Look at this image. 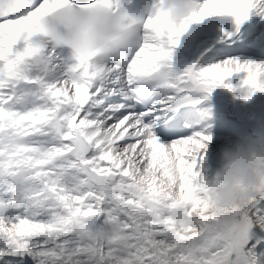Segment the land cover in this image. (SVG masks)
Instances as JSON below:
<instances>
[{"label":"snow or ice","instance_id":"snow-or-ice-1","mask_svg":"<svg viewBox=\"0 0 264 264\" xmlns=\"http://www.w3.org/2000/svg\"><path fill=\"white\" fill-rule=\"evenodd\" d=\"M258 5L264 10V0H204L181 29L157 13L134 36L140 22L117 15L119 0H0V264H240L247 217L209 211L219 178L209 185L202 176V154L213 137H184L173 122L166 139L182 138L165 145L153 129L165 111L199 103L198 93L232 91L225 81L235 74L246 73L249 93L264 92V65L205 60L176 71L167 94L150 88L160 99L147 109L127 105L160 59L174 68L173 50L191 25L231 16L238 30ZM98 6L116 13L128 45L103 64L37 24L61 7Z\"/></svg>","mask_w":264,"mask_h":264},{"label":"clouds","instance_id":"clouds-1","mask_svg":"<svg viewBox=\"0 0 264 264\" xmlns=\"http://www.w3.org/2000/svg\"><path fill=\"white\" fill-rule=\"evenodd\" d=\"M196 11L195 0H155L145 8L149 16L163 14L167 24L177 29L188 23ZM37 24L58 43L92 54L99 64L120 58L128 46L126 32L117 27L116 13L104 6L92 10L61 7L38 19ZM38 63L45 67L43 60ZM157 63V71L146 78L145 84L167 94L176 82V70L166 59ZM218 178L217 186L207 194L209 211L215 214L246 209L264 189V149L237 144L223 150Z\"/></svg>","mask_w":264,"mask_h":264},{"label":"bare ground","instance_id":"bare-ground-1","mask_svg":"<svg viewBox=\"0 0 264 264\" xmlns=\"http://www.w3.org/2000/svg\"><path fill=\"white\" fill-rule=\"evenodd\" d=\"M153 2L155 3V0ZM259 32H262L263 35L261 36ZM232 43H234V46L242 43L248 44L256 49L255 53L258 55H242L236 51L234 46H231ZM58 51L66 57L68 56L63 49ZM173 51V66L178 73H182L190 65L202 63L205 60L209 63H220L225 59H233L238 60L241 64L264 65V10L259 5L250 10L249 18L239 25L238 30L235 20L231 16L209 17L201 23L193 24L184 36L181 37L179 46ZM245 78L246 73L233 75L225 81L226 85L230 84L232 86V91H229L224 86L217 87L207 99H203L207 95L206 93H198L196 99L200 101L199 103L185 102L174 106L165 111L155 121V126L162 124L161 121L169 122L182 117L187 129L182 132L184 137H191L197 132H205L211 135L213 137L212 142H215L219 141L220 137H222L220 136L221 131L231 133L232 135V133L240 128V125L237 115H232L234 117L232 121L228 119L230 116L227 117V113H225L226 111L222 106L225 95L229 97L230 103L236 107L237 111L239 110L238 112H253V114L256 112V115L260 117L259 119L264 117V92L252 91L249 93V89L242 85V81ZM144 86L148 87V90L150 89L149 86ZM149 94L152 102L154 99H160L159 96L153 93L149 92ZM127 106L130 109H134L132 103ZM169 112H171V117L165 121L164 117L169 115ZM157 139L160 143L167 145L172 140H176V137L169 141L162 140L161 138ZM206 153H208L207 150L202 156L205 157ZM204 159H207V157ZM204 159L203 172L206 173L209 167L204 162ZM256 233L257 231L252 234V240L255 243L257 240L264 243V237L257 236ZM258 248L259 246L257 245V248L251 250L254 256L252 264H257Z\"/></svg>","mask_w":264,"mask_h":264},{"label":"rangeland","instance_id":"rangeland-1","mask_svg":"<svg viewBox=\"0 0 264 264\" xmlns=\"http://www.w3.org/2000/svg\"><path fill=\"white\" fill-rule=\"evenodd\" d=\"M259 33L261 36L263 35L262 32ZM231 46H234V43H232ZM223 100L222 106L226 111L225 113H227V117L230 116L228 119L232 121L234 119L232 115H237L240 128L232 133V135L231 133L221 131L220 136L222 137H220L219 141H211L209 144H207L209 145L206 147L208 153L205 154L207 159H204V162L208 164V167L211 170L208 168L206 173H202V176L207 179L209 185H212L219 175V170L221 167V152L223 150L237 144L243 146H252L254 149H264V117L259 119L260 117L256 115V112H254V114L253 112H238L239 110L237 111L236 107L230 103L231 100L226 95L224 96ZM211 144L212 146H210ZM244 217H247L248 236L250 238V243L244 250V255L240 259V264H252L254 256L251 251L253 249L251 244L255 243V241L252 240V234L256 231H264V190L261 191L257 199L251 201L249 206L246 209H243L242 213L236 216L234 219L237 223H243ZM233 259L235 260L236 257L234 256Z\"/></svg>","mask_w":264,"mask_h":264}]
</instances>
